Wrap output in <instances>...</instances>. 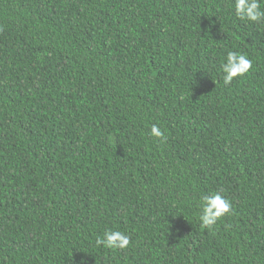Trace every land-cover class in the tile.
Returning <instances> with one entry per match:
<instances>
[{"label": "trees", "instance_id": "1", "mask_svg": "<svg viewBox=\"0 0 264 264\" xmlns=\"http://www.w3.org/2000/svg\"><path fill=\"white\" fill-rule=\"evenodd\" d=\"M82 261L264 264V23L234 0H0V264Z\"/></svg>", "mask_w": 264, "mask_h": 264}, {"label": "clouds", "instance_id": "2", "mask_svg": "<svg viewBox=\"0 0 264 264\" xmlns=\"http://www.w3.org/2000/svg\"><path fill=\"white\" fill-rule=\"evenodd\" d=\"M264 0H234L235 15L249 22L264 23V8L261 5ZM252 68V61L240 51H228L225 61L220 66L221 79L225 85L230 84L235 78L243 77ZM149 135L163 142L166 140L164 131L156 124L151 126ZM198 220L207 229H211L226 214L231 215L232 203L221 192L210 193L201 198L199 204ZM97 246H103L109 250H127L131 237L123 231L105 230L96 239ZM84 264V261L81 262Z\"/></svg>", "mask_w": 264, "mask_h": 264}]
</instances>
